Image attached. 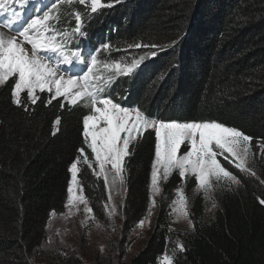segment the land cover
Segmentation results:
<instances>
[{"label": "trees", "instance_id": "1", "mask_svg": "<svg viewBox=\"0 0 264 264\" xmlns=\"http://www.w3.org/2000/svg\"><path fill=\"white\" fill-rule=\"evenodd\" d=\"M85 30L86 38H79L84 48L107 41L122 48L133 42L160 46L127 52L157 55L145 59L134 76L116 80L107 93L116 102L164 121L217 120L256 138L254 145L264 138V0H119L93 14ZM10 87L11 81L0 86V264H40L35 252L46 239L51 213L64 209L68 167L82 146V119L89 109L83 104L62 109V98L49 105L48 94L41 93L25 111L11 103ZM57 116L62 123L53 135ZM145 137L127 158L125 231L149 206L154 132ZM222 162L242 183L220 193L214 217L205 221L203 201L192 197L190 180L184 189L194 226L169 231V204L181 184L173 174L156 203L150 238L125 264H158L163 254L172 253L175 235L186 251L176 253L174 264H264L263 191ZM255 172L264 180V159L257 160ZM81 179L93 213L100 216L106 203L103 183L86 166ZM46 264L81 263L67 257Z\"/></svg>", "mask_w": 264, "mask_h": 264}, {"label": "snow or ice", "instance_id": "2", "mask_svg": "<svg viewBox=\"0 0 264 264\" xmlns=\"http://www.w3.org/2000/svg\"><path fill=\"white\" fill-rule=\"evenodd\" d=\"M118 2L0 0V28L11 33L6 35L0 31V86H7L11 81L10 101L25 111L28 105L37 104L41 93L48 94L49 105L62 98L59 101L62 109L81 103L89 109L82 119V146L77 148L78 155L68 167L71 179L64 207L69 216L80 205L84 206L86 215H94L84 194L81 179L84 166L97 180H103V187L109 193L105 209L109 217L117 215L112 193L125 190L127 158L146 138L145 133L154 132L150 206L147 216L137 226L150 225L148 218L152 215L151 209L156 207L155 197L162 196L163 185L173 174H178L181 184L169 204V215L174 217V222L183 219L193 227L184 185L194 180L193 191L202 193L205 200H212L215 208L213 196L218 188L231 190L242 183L222 161L241 173L256 176L249 165L255 155L264 159V138L254 145L256 138L217 120L164 121L145 113L139 106H123L106 95L116 80L134 76L145 59L157 55L155 51H148L139 56L112 57L113 51L127 53L131 49L160 47L154 43L133 42L122 48L111 41L96 48L81 47L79 38H86V24L93 14ZM101 53L109 55L105 57ZM61 123L57 116L52 123L53 135ZM259 202L264 205V199ZM185 251V246L177 240L172 253L163 254L160 264H174L176 253Z\"/></svg>", "mask_w": 264, "mask_h": 264}, {"label": "rangeland", "instance_id": "3", "mask_svg": "<svg viewBox=\"0 0 264 264\" xmlns=\"http://www.w3.org/2000/svg\"><path fill=\"white\" fill-rule=\"evenodd\" d=\"M0 31H4L6 35L11 34L4 28H0ZM126 54L128 55V53H124L121 54L120 57H123ZM258 159L260 160L262 158L259 155H255L253 162L249 165L254 171L256 169V162ZM235 170L239 171L237 169ZM242 174L247 177H251L255 184L260 186L264 194V183H261L262 179H259L257 175L250 176L245 173ZM69 176L70 181V173ZM100 181L103 183L102 179ZM236 187L237 186H233L231 190L236 189ZM226 190V188H218L215 191L213 196L216 204L215 208L212 207V200H205L202 193H195L193 191L192 197L200 196L203 201L205 221H209L214 217L219 207L218 197L221 192ZM105 192L107 203L109 193L106 190ZM125 194L126 188L120 193H112V204L117 207L118 214L111 217H109L105 209V205L101 209L100 216H97L94 213V215L91 216L86 215L83 205H80L78 210H73V214L70 216L68 215L65 207L60 213H51L45 228L46 239L35 252L36 261L40 264H46L49 260L53 261L73 257L78 259L81 264H125L131 256L144 248L150 238L151 232L154 229L156 219L155 207L151 209L152 215L148 218L150 219V225L146 223L143 228H140L137 226V223L131 230L125 231L123 227L122 213ZM158 199L159 196H156V203L158 202ZM111 207L112 205H109V208ZM148 210L142 219H145ZM168 217L169 229H171L172 232L183 233L184 231L192 229V227H189L186 220L181 219L174 222L173 216L169 215ZM175 236L179 241L180 236ZM49 238L51 239V243H48ZM173 248L174 237L171 250ZM162 256L159 258L158 264H160Z\"/></svg>", "mask_w": 264, "mask_h": 264}]
</instances>
